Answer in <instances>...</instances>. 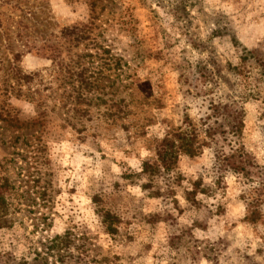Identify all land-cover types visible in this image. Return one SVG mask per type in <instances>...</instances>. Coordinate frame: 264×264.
Returning a JSON list of instances; mask_svg holds the SVG:
<instances>
[{"label":"rangeland","instance_id":"obj_1","mask_svg":"<svg viewBox=\"0 0 264 264\" xmlns=\"http://www.w3.org/2000/svg\"><path fill=\"white\" fill-rule=\"evenodd\" d=\"M0 195V264H264V0H0Z\"/></svg>","mask_w":264,"mask_h":264},{"label":"trees","instance_id":"obj_2","mask_svg":"<svg viewBox=\"0 0 264 264\" xmlns=\"http://www.w3.org/2000/svg\"><path fill=\"white\" fill-rule=\"evenodd\" d=\"M85 70L82 69L81 72L72 74L71 76L76 77L78 79V83L80 86L86 87L88 90H91V84L88 82V78L84 77ZM75 81V80H72ZM108 119L114 120L112 122L117 121L114 119L119 114H122L124 112V108L121 107L118 102H113L111 99L108 100ZM76 106V105H74ZM113 107L116 109V111H112ZM124 114V113H123ZM241 110L240 113L236 115L237 117L241 119ZM239 123H242L241 120H239ZM197 135L195 133V130L186 128L184 130H180L178 132L174 131H167L165 133V136L160 140L157 148H156V165H152L150 163H144L142 165V174H148V175H155L160 170H162L165 173H170L175 180H179L180 176L173 175V172L175 170V164L178 158L179 154H185L188 156H195L198 154L200 145L197 146ZM192 190L189 192H186V196L193 197L197 194H203L204 190L198 186V183L192 184ZM194 203V202H193ZM7 204L5 202V199H3L2 195H0V225L1 223H4L3 225H6L5 223L8 222L7 219ZM102 221L101 224L105 225V220L108 221V214H102ZM106 229L108 231H111V224H107ZM72 245L71 240V234L66 233L62 236H55L53 239H51L47 246H46V254L48 257L54 258V263L56 264H68V261L70 260V246ZM68 257V259H67ZM102 262V260H100ZM105 261V260H104Z\"/></svg>","mask_w":264,"mask_h":264}]
</instances>
